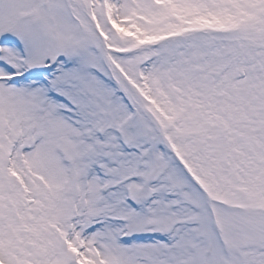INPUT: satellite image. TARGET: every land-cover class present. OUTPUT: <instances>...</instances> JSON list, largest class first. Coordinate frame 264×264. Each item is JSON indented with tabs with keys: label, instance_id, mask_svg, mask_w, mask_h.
<instances>
[{
	"label": "snow or ice",
	"instance_id": "1",
	"mask_svg": "<svg viewBox=\"0 0 264 264\" xmlns=\"http://www.w3.org/2000/svg\"><path fill=\"white\" fill-rule=\"evenodd\" d=\"M0 264H264V0H0Z\"/></svg>",
	"mask_w": 264,
	"mask_h": 264
}]
</instances>
